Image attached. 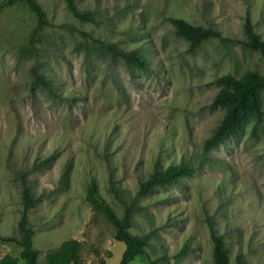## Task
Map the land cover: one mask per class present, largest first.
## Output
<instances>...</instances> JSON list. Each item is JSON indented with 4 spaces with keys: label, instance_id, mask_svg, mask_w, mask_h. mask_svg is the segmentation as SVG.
Returning <instances> with one entry per match:
<instances>
[{
    "label": "rangeland",
    "instance_id": "374dc122",
    "mask_svg": "<svg viewBox=\"0 0 264 264\" xmlns=\"http://www.w3.org/2000/svg\"><path fill=\"white\" fill-rule=\"evenodd\" d=\"M38 2L50 23L41 29L23 1L0 10V259L20 255L4 239L21 238L27 186L39 264L62 244L72 264H120L125 244L87 200L94 178L118 215L135 202L132 234L153 236L131 264H215L211 224L231 264L238 254L264 264V113L207 146L225 114L216 79L264 75L262 53L241 44L248 16L264 39V0H76L92 21L64 0ZM172 18L222 37L191 48ZM182 159L190 174L139 194L141 179Z\"/></svg>",
    "mask_w": 264,
    "mask_h": 264
},
{
    "label": "trees",
    "instance_id": "16d2710c",
    "mask_svg": "<svg viewBox=\"0 0 264 264\" xmlns=\"http://www.w3.org/2000/svg\"><path fill=\"white\" fill-rule=\"evenodd\" d=\"M23 1L31 12L38 19V29L49 26L46 11L38 2V0H4L0 3V10L13 6ZM68 10L78 19L84 21H92L93 15L90 12L81 11L76 0H64ZM176 31L179 35L186 38L191 48L198 47L203 42L214 37H222L218 30L206 29L196 26L181 18H172ZM244 31L246 39L242 41V45L255 51H259L264 56V39L255 30V25L250 16L244 23ZM110 49L122 56L126 62L137 69H148L147 60L136 51L125 52L118 51L110 46ZM35 80L43 88L49 92L55 93L53 90L54 82L40 75L35 71ZM220 85V90L216 94L215 104L225 109V114L214 129L213 134L207 140V146H215L233 134L236 129L246 120L257 117L261 118L263 109V92H264V75L256 71H248L241 78H237L231 74L223 75L216 79ZM190 174L188 163L182 159L178 164L170 165L166 168H157L147 179H141L139 194H146L158 184L177 183L183 176ZM111 184L114 185L112 182ZM116 192V190H114ZM25 209L23 216L19 222V230L21 238H7V242H13L21 248L19 257L5 256L0 259V264H39V251L34 247L35 231L29 225L28 209L34 204V197L30 189L26 186L24 189ZM87 200L93 207L101 212L114 226L115 239L125 244L126 249L123 253L120 264H131V262L140 255H143L150 246L152 234L143 235L132 234L130 229L134 224V212L137 210L135 202L126 204L123 214L120 216L115 209L102 196L96 179H92L87 188ZM211 236L214 242L213 256L215 264H231L230 253L224 235L218 234L215 227L211 224ZM73 253L67 244H62L60 248L50 254V264H72ZM160 261H152L150 264H159ZM101 264H106L101 259ZM236 264H245L241 254L237 255Z\"/></svg>",
    "mask_w": 264,
    "mask_h": 264
}]
</instances>
